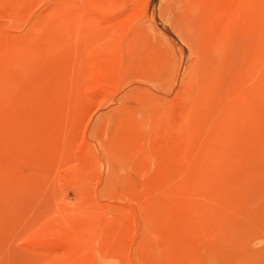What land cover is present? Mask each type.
<instances>
[{
	"label": "rangeland",
	"instance_id": "obj_1",
	"mask_svg": "<svg viewBox=\"0 0 264 264\" xmlns=\"http://www.w3.org/2000/svg\"><path fill=\"white\" fill-rule=\"evenodd\" d=\"M0 264H264V0H0Z\"/></svg>",
	"mask_w": 264,
	"mask_h": 264
}]
</instances>
